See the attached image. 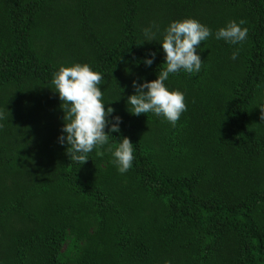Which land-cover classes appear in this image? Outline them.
<instances>
[{
	"label": "trees",
	"instance_id": "obj_1",
	"mask_svg": "<svg viewBox=\"0 0 264 264\" xmlns=\"http://www.w3.org/2000/svg\"><path fill=\"white\" fill-rule=\"evenodd\" d=\"M185 17L212 33L243 19L247 36L210 34L199 72L169 74L186 106L175 125L132 115L131 81L155 79L160 33ZM72 63L102 76L120 117L108 143H133L124 173L107 145L79 164L57 143L51 81ZM261 110L264 0H0V264H264Z\"/></svg>",
	"mask_w": 264,
	"mask_h": 264
},
{
	"label": "clouds",
	"instance_id": "obj_2",
	"mask_svg": "<svg viewBox=\"0 0 264 264\" xmlns=\"http://www.w3.org/2000/svg\"><path fill=\"white\" fill-rule=\"evenodd\" d=\"M244 24L243 19L229 20L212 33L208 26L192 17L170 21L157 41L164 54L165 67L159 70L155 79H141L139 83L131 81L133 92L126 98L131 109L127 111L132 115L151 112L175 125L186 106L184 94L179 90L169 89L164 83L169 74L180 70L189 75L199 72L202 61L197 49L201 42L211 34L215 39L228 44H239L247 36V28L242 27ZM142 33L144 41H154L156 32L151 27L142 29ZM237 51L238 49L230 54L231 59L236 58ZM154 56L155 52L149 51L143 58L144 65H152ZM101 80V74L86 63L61 65L53 73L51 83L54 91L59 100L64 101L57 143L66 146L67 155L79 164L88 159L87 154L94 148L97 156L102 155L100 148L107 145L105 150L110 152L111 162L118 172L124 173L132 166L133 143L126 136H120L115 147L108 143L109 133H119L120 117L113 115L112 107H105L99 87ZM260 116L264 120V111L261 110ZM163 264L170 262L165 260Z\"/></svg>",
	"mask_w": 264,
	"mask_h": 264
}]
</instances>
